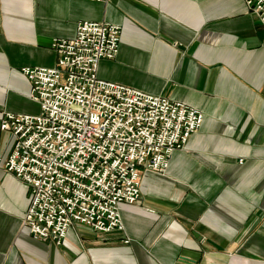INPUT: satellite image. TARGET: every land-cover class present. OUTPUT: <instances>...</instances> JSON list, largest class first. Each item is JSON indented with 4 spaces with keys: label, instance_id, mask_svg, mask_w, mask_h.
<instances>
[{
    "label": "crops",
    "instance_id": "0c3cea01",
    "mask_svg": "<svg viewBox=\"0 0 264 264\" xmlns=\"http://www.w3.org/2000/svg\"><path fill=\"white\" fill-rule=\"evenodd\" d=\"M81 20L122 25L101 77L203 110L201 127L142 195L120 204L124 228L71 227L62 244L24 218L28 184L1 160L0 264H264V21L247 0H0V120L35 113L26 65H54L56 37ZM128 239V241H126Z\"/></svg>",
    "mask_w": 264,
    "mask_h": 264
},
{
    "label": "built area",
    "instance_id": "2783aa9c",
    "mask_svg": "<svg viewBox=\"0 0 264 264\" xmlns=\"http://www.w3.org/2000/svg\"><path fill=\"white\" fill-rule=\"evenodd\" d=\"M247 4L264 21V0ZM121 32L119 23L81 20L73 36L54 38V65L22 67L40 110H5L0 120L14 136L1 163L29 186L24 222L37 238L62 244L77 224L124 228L120 204L141 198L143 173L165 172L202 125L196 106L99 75Z\"/></svg>",
    "mask_w": 264,
    "mask_h": 264
}]
</instances>
